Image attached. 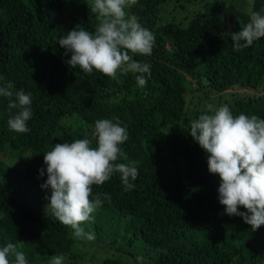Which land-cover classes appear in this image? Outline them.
I'll use <instances>...</instances> for the list:
<instances>
[{"label": "trees", "instance_id": "obj_1", "mask_svg": "<svg viewBox=\"0 0 264 264\" xmlns=\"http://www.w3.org/2000/svg\"><path fill=\"white\" fill-rule=\"evenodd\" d=\"M170 1L179 8L201 3V10L186 22L157 24ZM88 3L0 0V76L33 98L30 132L15 133L7 120L17 110L9 111L8 99L0 97V247L24 242L28 264H49L58 254L64 264H75L69 254L72 229L52 215L51 190L41 188L47 180L46 171L39 175L46 169L43 155L55 144L91 139L98 119H118L129 133L121 147L137 162L139 176L127 192L118 173L94 185L93 196H111L96 216L110 213L122 220L125 232L142 242L147 264H264V225L253 232L240 217L224 214L219 177L208 172V154L189 135L186 111L196 90L230 91L234 115L264 119V38L235 51L228 35L248 22V12L233 3L224 11L221 0H137L128 12L155 36L150 56H134L151 65L141 88L135 74L118 72L111 79L66 63L70 55L59 46L60 36L76 26L94 31L97 24ZM261 8L264 0H254L253 10ZM259 82L256 95L233 93L253 90ZM99 264H136V257L105 258Z\"/></svg>", "mask_w": 264, "mask_h": 264}, {"label": "clouds", "instance_id": "obj_2", "mask_svg": "<svg viewBox=\"0 0 264 264\" xmlns=\"http://www.w3.org/2000/svg\"><path fill=\"white\" fill-rule=\"evenodd\" d=\"M135 3L137 0H89L88 8L97 20L94 31L76 26L58 40L65 56L70 55L66 61L69 67L78 66L86 74L96 70L111 79H116L118 72L135 74L137 85L145 87L151 65L134 56H150L155 36L127 11ZM253 9L254 0L248 22L239 31L228 33L235 51L264 38V8ZM0 97L8 99L9 111L17 110L7 120L9 130L30 132L27 122L33 115L31 93L14 91V84L0 76ZM205 108L190 122L189 135L208 154V172L219 177L218 202L224 214L240 217L254 232L264 225V119L244 113L234 115L227 104H207ZM128 139L127 128L118 119H98L91 139L58 143L43 155L46 169H40L39 175L44 176L46 171L47 180L41 188L51 190L48 208L60 224L72 229L75 239H95L85 225L94 223L93 214L105 200L111 201L107 193L93 196L94 185L101 186L118 173L125 192L135 188L132 181L139 176L137 162L129 161L121 147ZM241 207L244 212L239 211ZM23 246L24 242H10L0 247V264H28ZM64 261V255L58 254L50 258L49 264ZM136 264L147 262L140 255Z\"/></svg>", "mask_w": 264, "mask_h": 264}, {"label": "rangeland", "instance_id": "obj_3", "mask_svg": "<svg viewBox=\"0 0 264 264\" xmlns=\"http://www.w3.org/2000/svg\"><path fill=\"white\" fill-rule=\"evenodd\" d=\"M221 1L223 2L224 11H227V5L229 3H233L237 9L244 13L248 12L252 4V0ZM183 7L184 8H179L177 5L173 7L171 1L167 2L158 14L157 24L172 20L175 22L180 20L186 22L187 17L189 18L192 13L201 10V3H186ZM237 89L238 90H233V93L244 92L248 95H256L261 92L262 84L259 82L253 90L247 88ZM230 95V91L213 94L205 93V90H196L187 99L186 111L189 113V120L192 121L194 119L192 116L194 111H198L199 115L202 112H205V105L207 104H212L215 107L224 104L229 105L231 99ZM93 215L95 217L94 223L85 225V229L86 231L91 230L94 233V240H77L73 237L72 231L70 232V236L74 240V245L69 254L75 256V264H99L105 258L127 260L131 257H137L140 255L143 257L146 256V251L142 242L132 236L130 232L126 233L125 229L122 228V220L116 218L114 214L110 213L107 214L108 218H103L102 215L96 216L95 213ZM95 230L97 231L95 232Z\"/></svg>", "mask_w": 264, "mask_h": 264}]
</instances>
